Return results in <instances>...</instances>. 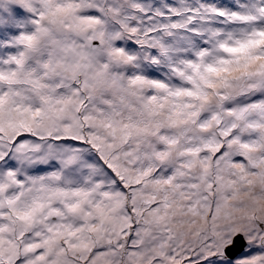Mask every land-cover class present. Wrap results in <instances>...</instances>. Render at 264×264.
<instances>
[{
    "label": "snow or ice",
    "instance_id": "snow-or-ice-1",
    "mask_svg": "<svg viewBox=\"0 0 264 264\" xmlns=\"http://www.w3.org/2000/svg\"><path fill=\"white\" fill-rule=\"evenodd\" d=\"M0 264H264V0H0Z\"/></svg>",
    "mask_w": 264,
    "mask_h": 264
}]
</instances>
